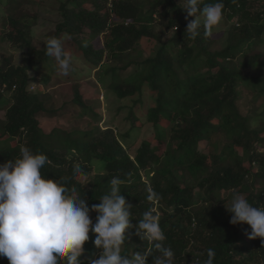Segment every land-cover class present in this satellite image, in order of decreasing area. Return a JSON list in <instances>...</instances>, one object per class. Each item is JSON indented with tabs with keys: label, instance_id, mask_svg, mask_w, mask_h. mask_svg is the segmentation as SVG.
I'll use <instances>...</instances> for the list:
<instances>
[{
	"label": "trees",
	"instance_id": "obj_1",
	"mask_svg": "<svg viewBox=\"0 0 264 264\" xmlns=\"http://www.w3.org/2000/svg\"><path fill=\"white\" fill-rule=\"evenodd\" d=\"M57 1L60 18L39 41L34 29L41 19L37 9L41 0H0V40L25 49L18 63L14 56L0 54V111L5 108L0 119V163L19 158L22 146L43 153L48 157L41 170L44 176L65 178L69 186L79 188L89 206L100 203L111 177L126 181L121 191L133 205L131 223L138 224L142 214L155 207L175 264H205L209 249L216 252L214 264H264L261 238L249 239L251 228L246 223L231 225V213L218 201L223 192L232 190L254 206H264V152L254 147V141L264 143L259 136L264 132V0H223V19L214 29L222 33L205 38L201 32L195 40L185 33L188 20L194 19H185L186 0ZM163 27L172 30L167 38ZM50 37L63 39L72 73L84 77L95 73L100 79L65 92L72 97L61 108L49 92L32 89L36 81L51 88L61 76L55 59L46 55ZM98 82L108 90L104 95L111 110L106 119ZM243 88L252 98L248 109L241 99ZM145 93L155 99L147 118L158 125L160 135L165 132L158 124L160 117L173 123L169 133L176 148L171 156L157 155L145 142L135 155L125 147V136L139 127L140 119L132 110L146 102ZM128 99L133 106L126 105ZM115 101L121 102L116 106ZM127 108L131 114L120 118ZM58 119L70 126L56 125ZM122 120L132 125L120 138ZM52 122L55 126L50 129ZM217 134L222 136L213 143L216 149L209 166L208 156L203 158L198 146L200 141L212 142ZM236 145L250 151L256 172L238 170L231 155ZM75 164L83 175L74 174ZM96 167L105 171L98 173ZM144 173L150 183L143 179ZM259 180L263 188L256 192ZM149 188L159 194L158 201L147 199ZM96 215L90 213L93 223ZM125 236L124 250L129 254L148 247L135 228L126 230ZM94 239L90 232L82 264H88L92 253L99 254ZM148 262L154 264L153 257Z\"/></svg>",
	"mask_w": 264,
	"mask_h": 264
},
{
	"label": "clouds",
	"instance_id": "obj_2",
	"mask_svg": "<svg viewBox=\"0 0 264 264\" xmlns=\"http://www.w3.org/2000/svg\"><path fill=\"white\" fill-rule=\"evenodd\" d=\"M183 8L186 20L194 17L188 20L185 33L188 39L195 40L201 32L205 38L213 37L223 19L225 4L223 0H186ZM45 47L60 74L68 76L73 70L72 59L63 39L50 37ZM47 162L45 154L22 146L19 158L0 163V258H7L9 264H82L80 258L85 255L84 246L91 232L99 254L92 253L88 264H149L150 256L154 264H175L173 250L165 246V232L155 207L145 211L138 224L131 223L133 205L121 191L126 181L111 177L110 188L99 198L100 203L89 206L77 186H69L65 178L44 176L41 170ZM73 171L83 175L79 164ZM148 192L150 202L160 199L153 189ZM225 208L231 213V225L246 223L251 228L248 238H261L264 244V206H254L233 192ZM91 212L97 214L95 223ZM132 228L148 244L143 252L129 254L124 250L126 230ZM207 256L205 264H214L215 250L209 249Z\"/></svg>",
	"mask_w": 264,
	"mask_h": 264
},
{
	"label": "rangeland",
	"instance_id": "obj_3",
	"mask_svg": "<svg viewBox=\"0 0 264 264\" xmlns=\"http://www.w3.org/2000/svg\"><path fill=\"white\" fill-rule=\"evenodd\" d=\"M58 7H59V2L57 0H41L40 5L37 8L39 10V15H40L41 19H39L38 24L34 29L35 38L37 40H39V41L44 40L45 34L53 31L56 22L60 18V12H59ZM32 23H34V20H32ZM230 23H232V21ZM161 29H162V26H159L157 31H160ZM0 32H1V30H0ZM163 33H164V36H166V38H167L168 36L171 35L172 30L163 27ZM214 33H215L214 34L215 37H217L222 32L220 30L218 32V30H217V31H214ZM145 45H146V43H145ZM24 51H25V49L18 48V47L16 48V47L12 46L10 43L0 40V54L4 53L7 55L14 56V59L17 63L21 61ZM49 65H47L46 68H49ZM206 69H207V71L210 70V68L209 69L206 68ZM259 69L261 70V69H263V67H259ZM124 73L125 74L129 73V70H127ZM80 74L81 73L76 75V72L72 73V71L68 76H63L61 74V76L59 78H55L56 83L51 88H49V87L45 86L44 84H42L41 82H37V81L35 83H33L32 87H33V89L35 88L36 90L39 89L41 91H47L50 94H52V96H53L52 100L55 103L56 107L61 108V105L63 104V102L68 101L72 97L71 93H69V95L67 96L65 94V92L66 93H67V91L71 92L72 89L75 87L81 86L80 88L83 89V86L95 85V83L93 82L94 79H96V81H98V80L100 81V79L98 78V75H96L95 73H92L91 76H89V77H87V76L84 77V75L81 76ZM75 77H77L76 78L77 80L74 79ZM73 79L75 81H73ZM99 85H100V87L102 85V88H101L102 92H101L100 97H102V100H104V101H103L101 107H103L102 110L104 109L103 112H105V119H106V118H108V115H109V113H107L108 109H110L108 106V102L105 99L106 95H108L107 94L108 90L103 87L104 83L100 82ZM249 91H250L249 89L243 88L242 93H241V99H242L244 104L246 103L245 104L246 109H248L249 100H252L250 95H248ZM87 94H89V93H87ZM104 94H106V95H104ZM151 95H152L151 93H145L144 96L146 98V102L143 104L137 105L132 110L133 113L139 117V119H140L139 124L140 125H139V129L135 128L131 131V134L128 137L125 136V138L123 139L124 143H125V147L130 154L135 155L136 150L140 147V145L143 142H145L151 146L152 150L157 155L162 156V157L168 156V155L171 156L172 153L174 152L175 148H176V141L170 136V133H169V129L173 123L167 117L160 118L159 124L165 130V132H163L162 135H160L159 128L157 127V125L155 126L153 123L148 122V118H147V112L148 111L147 110L155 102V99H153ZM251 96H252V92H251ZM110 97H113V96L110 95ZM120 102L121 101H118V102L115 101L113 104L117 106L118 104H120ZM124 102L126 103V105H129L130 107L134 105V103L131 99L130 100L129 99L124 100ZM242 108L244 109L243 111H246V109L243 106H242ZM128 109L129 108H127L126 110L124 109L122 115H120L119 117L124 118V117H127L128 115H130L132 111L130 109V113H129ZM65 111H68V109H65ZM114 113H116V112H114ZM127 113H128V115H127ZM4 116H5V108L3 107L2 110L0 111V119H3ZM105 119H103L101 124H100V125H102V127L105 126V122H104ZM214 122L218 123L219 121L215 120ZM81 123H85V122H81ZM56 125H60V126L63 125L64 127L70 126L68 121H64L62 119H58L56 121ZM122 125L123 126L121 128H119L121 131V132L119 131L120 132L119 133L120 138H123V136H121V134L123 135L124 132H126L128 130L127 127H130V125H132V123L128 120L127 122L123 121ZM257 125H258L257 123L253 124L254 127H256ZM54 126H55L54 122H52L50 126L48 125V127L50 129H53ZM257 127H259V126H257ZM221 136H222V134L215 135L212 142H208V141H200L199 142V146H198L199 147V154H201L203 158H205V156H208L207 162H208L209 166L213 164L210 161V157H211L212 152L216 149L213 146V143L215 141L219 140V137H221ZM259 136L261 138L264 137V132L259 133ZM224 142H225V140H224ZM260 142L261 141H254V147L258 153L264 152V143L260 144ZM231 155H232V157H234V159L236 161H238V163H239L238 168H240V169H238L239 171H243V169H249V168H251L253 170V172H256L258 170V167L255 164L251 163V161H250V157H249L251 155L250 151H248L244 147H240V145H236L235 146V152H234V154H231ZM230 163H232L236 166V163H234V162H230ZM96 171L98 173H103L105 170L100 169V167L99 168L96 167ZM143 179H146L149 183L151 182V179L148 176H146L145 173H144ZM261 188H263V183H262V181L259 180L256 182V190L255 191L257 192ZM231 195H232V190L225 191L219 196L220 199L218 201H223L224 203H230ZM243 196L245 197V195H243ZM200 205H202L201 202L196 207H198ZM167 208H169V207H167ZM174 208L175 207L172 206L169 209L172 211V210H175ZM0 260H1V262L8 261L7 258H0Z\"/></svg>",
	"mask_w": 264,
	"mask_h": 264
}]
</instances>
